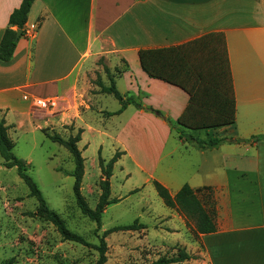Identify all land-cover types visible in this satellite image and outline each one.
<instances>
[{"label":"crops","instance_id":"1","mask_svg":"<svg viewBox=\"0 0 264 264\" xmlns=\"http://www.w3.org/2000/svg\"><path fill=\"white\" fill-rule=\"evenodd\" d=\"M20 2L0 0V38ZM100 60L122 71L115 78L117 89L124 81L121 93L186 130L210 129L184 123L194 122L187 110L200 122L217 117L214 134L227 140L199 149L177 137L168 147L173 132L162 117L133 105L106 115L120 104L108 109V93L90 94L86 81ZM24 94L60 98L62 123L82 129L78 143L92 135L103 149L108 139L123 150L125 171L157 179L172 195L187 183L213 204L216 229L198 234L209 264H264V143L235 141L264 133V0H34L25 36L9 61L0 60L6 126L30 120ZM131 107L133 119L146 123L135 154L125 138L136 137L126 133L133 121L123 118ZM114 117L119 124L105 125ZM178 144L186 152L178 153ZM172 216L168 225L185 230L184 215Z\"/></svg>","mask_w":264,"mask_h":264},{"label":"rangeland","instance_id":"2","mask_svg":"<svg viewBox=\"0 0 264 264\" xmlns=\"http://www.w3.org/2000/svg\"><path fill=\"white\" fill-rule=\"evenodd\" d=\"M98 64V70H91L87 74L86 81L93 87L89 89L90 94L99 93L98 80L109 84L102 67L103 60ZM110 69L114 75L116 69L120 70L118 67ZM118 87L120 91L123 90V80H119ZM104 97L108 109L118 105L112 94ZM60 102L58 98L57 106L48 110L30 106V120H23L18 127L12 125L7 131L14 144V155L26 161L27 173L36 182L48 207L64 220L67 228L96 244L98 237L112 227L129 224L134 220L145 225L136 230L108 232L105 235L107 250L104 264H151L159 257L176 256L179 249L191 255V258L170 264H209L203 240L193 232V223L177 208L164 205L152 185L153 177L134 169L130 170L132 173L125 171L120 159L113 164L109 178L110 197L117 201L106 207L99 227L81 213L73 195L74 178L68 174L74 167L72 156L63 145L50 140L45 134L58 133L66 139L78 130L70 122L62 123ZM132 110L133 107L129 108L123 118L133 121L132 127L127 126L126 133L132 131L136 137L128 134L125 138L135 154L144 143L146 123L139 118L135 121ZM113 119L111 122L106 121L105 125L119 124L116 117ZM184 130L194 136L208 138L214 136L217 129H209L208 134L204 131ZM172 132L166 145L168 147L178 143L177 132L174 129ZM85 139L77 143L84 158L80 188L88 204L94 207L101 192L99 155L106 163L115 152L122 153L123 150L114 144L110 147L108 139L103 141V149L99 148L98 143L101 138L89 135ZM88 141L89 144L86 143ZM177 152H186L185 146L179 145ZM125 161H129V158L123 159ZM36 207L37 201L29 195V188L18 176L16 167H5L0 156V263L97 264L99 255L95 248L64 240L51 223L31 214ZM173 213L184 215L185 230H176L168 225L167 221L173 217Z\"/></svg>","mask_w":264,"mask_h":264},{"label":"trees","instance_id":"3","mask_svg":"<svg viewBox=\"0 0 264 264\" xmlns=\"http://www.w3.org/2000/svg\"><path fill=\"white\" fill-rule=\"evenodd\" d=\"M33 1L34 0H21L18 7L14 8L9 14L8 24L5 27L0 38L1 61L6 62L12 58L16 43L18 41V39H15L16 30L20 29L21 31L18 38L25 36L26 21ZM103 68L109 80V84L106 85L102 81L98 80L97 85L99 86V92L112 94L120 104V107L115 111H105L106 115L119 114L128 105H133L137 109H142L144 111L153 113L156 116L162 117L169 125L170 129H174L177 132V135L180 139H183L190 143H194L195 146L199 149L216 148L221 143L227 140L225 137H219L217 135L208 138H201L187 133L184 129L178 127L171 118L165 116L158 109L144 105L138 96L126 95L121 93L116 87L115 78L119 77L122 71L116 69L114 75V73H112L106 66H104ZM185 115L187 119H191L194 121L184 122L189 125H201L213 130L222 125V122L217 119V117H213V119L211 120L212 123H205L204 121L200 122L194 119L196 113L187 110ZM7 130L8 126L4 124L3 120H0V156L3 159V165L5 167H16L18 176L29 188V195L36 199L37 207L31 214L51 223L64 240L74 241L84 246H92L93 248H95L98 251L99 255L97 264H104L106 261L107 245L105 241V235L108 232L114 230H136L145 226L143 223H138L137 220H134L129 224L112 227L104 231V233L98 237V242L96 244L86 241L81 235L69 230L65 225L64 220L55 211L48 207L47 202L44 199L36 182L27 173L28 164L26 163V161L14 155V144L12 139L8 135ZM81 132L82 129L79 128L75 135H71L66 139L61 137L58 133L45 134L50 140L63 145L71 154L74 167L73 170L68 174L72 175L74 178L72 190L76 205L80 209L81 213L87 216L90 220L94 221L99 227L102 214L106 207L109 204L117 201L116 198L110 197L109 178L112 174L113 164L119 159L121 152H115L114 155L106 163H104V160L99 155V166L101 169V180L99 181V187L101 192L95 206L91 207L81 193L80 188L82 177L84 174V158L82 157L81 150L78 148L77 143L81 138ZM235 141L264 143V133L254 134L245 139L236 138ZM152 185L165 206L170 208H177L186 216L189 221L193 223V232L195 235L215 231V206L213 204H211L210 207L207 206V201L204 198H201L197 191H195L189 184H183L173 195L170 193L168 188L157 179L152 180ZM189 258H191V255L187 254L183 249H179L176 256L170 258L159 257L151 264H170L174 262H182ZM0 264H9V262H2Z\"/></svg>","mask_w":264,"mask_h":264},{"label":"built area","instance_id":"4","mask_svg":"<svg viewBox=\"0 0 264 264\" xmlns=\"http://www.w3.org/2000/svg\"><path fill=\"white\" fill-rule=\"evenodd\" d=\"M23 99L28 100L30 106L41 108V109H53L57 106L58 98L53 97H40V96H31L29 94H24Z\"/></svg>","mask_w":264,"mask_h":264},{"label":"water","instance_id":"5","mask_svg":"<svg viewBox=\"0 0 264 264\" xmlns=\"http://www.w3.org/2000/svg\"><path fill=\"white\" fill-rule=\"evenodd\" d=\"M20 32H21L20 29H17V30H16L15 39H18V37H19V35H20Z\"/></svg>","mask_w":264,"mask_h":264}]
</instances>
